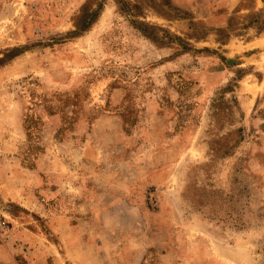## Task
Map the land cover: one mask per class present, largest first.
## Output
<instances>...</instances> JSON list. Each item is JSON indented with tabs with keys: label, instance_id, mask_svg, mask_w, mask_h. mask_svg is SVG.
Returning a JSON list of instances; mask_svg holds the SVG:
<instances>
[{
	"label": "rangeland",
	"instance_id": "374dc122",
	"mask_svg": "<svg viewBox=\"0 0 264 264\" xmlns=\"http://www.w3.org/2000/svg\"><path fill=\"white\" fill-rule=\"evenodd\" d=\"M0 222L18 264H264V0H0Z\"/></svg>",
	"mask_w": 264,
	"mask_h": 264
},
{
	"label": "crops",
	"instance_id": "0c3cea01",
	"mask_svg": "<svg viewBox=\"0 0 264 264\" xmlns=\"http://www.w3.org/2000/svg\"><path fill=\"white\" fill-rule=\"evenodd\" d=\"M58 231V230H57ZM82 242V241H81ZM166 253L162 254V259L164 261L165 264H175V262H178V259L176 257V255H174V253H177V249L176 248H172L169 247L168 249L165 250ZM67 253H70V251H68ZM141 252H137L136 255L130 256L131 259L130 261H128V263H132V264H141L142 260L145 257L146 251L143 252L142 255H140ZM71 255H74L73 252L70 253ZM12 253L11 250L7 247L6 243H0V264H18L17 261H15L14 259H12ZM98 256H96V258L98 260ZM177 259V260H176ZM185 263L184 264H195L194 261H192V263L189 261L188 257L185 258ZM86 260V259H85ZM84 259L81 258V264H83ZM162 262V264H164Z\"/></svg>",
	"mask_w": 264,
	"mask_h": 264
},
{
	"label": "built area",
	"instance_id": "2783aa9c",
	"mask_svg": "<svg viewBox=\"0 0 264 264\" xmlns=\"http://www.w3.org/2000/svg\"><path fill=\"white\" fill-rule=\"evenodd\" d=\"M0 224H1V222H0Z\"/></svg>",
	"mask_w": 264,
	"mask_h": 264
}]
</instances>
